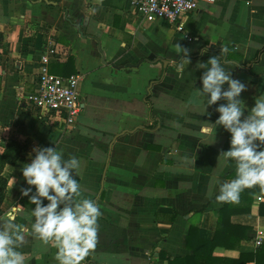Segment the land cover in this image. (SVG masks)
<instances>
[{
    "label": "crops",
    "instance_id": "obj_1",
    "mask_svg": "<svg viewBox=\"0 0 264 264\" xmlns=\"http://www.w3.org/2000/svg\"><path fill=\"white\" fill-rule=\"evenodd\" d=\"M54 36L63 56L50 72L83 77L72 126L25 101ZM216 56L245 84L248 115L264 94V0H200L176 24L148 21L130 0H0V152L11 140L25 147L4 170L0 222L14 213L25 229L26 264H58L57 249L32 235L35 205L22 195V169L44 147L80 161L75 200L101 211L81 264H264V188L245 189L239 203L216 200L236 177L219 157L230 133L212 125L225 101L205 112L198 94V64Z\"/></svg>",
    "mask_w": 264,
    "mask_h": 264
},
{
    "label": "clouds",
    "instance_id": "obj_2",
    "mask_svg": "<svg viewBox=\"0 0 264 264\" xmlns=\"http://www.w3.org/2000/svg\"><path fill=\"white\" fill-rule=\"evenodd\" d=\"M177 48L187 55V50L178 45ZM198 68L205 70L202 88L198 89V94L206 98L205 112L208 106L225 101L216 108L219 116L212 125L214 132L219 125L230 133V148L219 157L236 166V177L221 185L216 200L239 203L245 189L264 188V94L256 98L245 116L247 106L240 97L246 86L232 78L218 56L199 63ZM34 151L35 156L22 169L29 186L22 190V195L35 205L31 211V233L44 245L57 249L58 264H81L96 247L99 206L91 199L75 200L81 196V185L76 179L81 164L75 156L65 159L56 147ZM24 241L25 229L16 223L14 213H9L0 222V264H26L25 254L20 251Z\"/></svg>",
    "mask_w": 264,
    "mask_h": 264
},
{
    "label": "built area",
    "instance_id": "obj_3",
    "mask_svg": "<svg viewBox=\"0 0 264 264\" xmlns=\"http://www.w3.org/2000/svg\"><path fill=\"white\" fill-rule=\"evenodd\" d=\"M139 8V13L148 21L164 18L171 23H178L189 13L196 11L200 0H130ZM214 2L215 0H209ZM55 37V36H54ZM48 43L41 52V66L35 89L26 95V103L43 114L54 115L58 122L72 126L82 112L80 95V73L63 77L50 72L49 64L58 61L63 52L56 42ZM257 244L262 245L259 237Z\"/></svg>",
    "mask_w": 264,
    "mask_h": 264
},
{
    "label": "trees",
    "instance_id": "obj_4",
    "mask_svg": "<svg viewBox=\"0 0 264 264\" xmlns=\"http://www.w3.org/2000/svg\"><path fill=\"white\" fill-rule=\"evenodd\" d=\"M24 150L25 147L22 144L18 143L15 140H11L9 141L5 151L0 152V218L5 213L2 206L6 198L8 188V179L4 175V170L8 165L16 164ZM252 257L254 256L250 255L249 257H246V259H252Z\"/></svg>",
    "mask_w": 264,
    "mask_h": 264
}]
</instances>
